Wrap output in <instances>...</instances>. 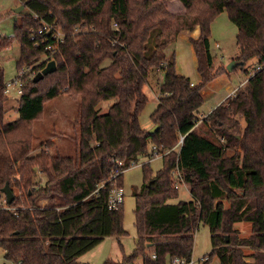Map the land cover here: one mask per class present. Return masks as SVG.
<instances>
[{"label":"trees","instance_id":"16d2710c","mask_svg":"<svg viewBox=\"0 0 264 264\" xmlns=\"http://www.w3.org/2000/svg\"><path fill=\"white\" fill-rule=\"evenodd\" d=\"M179 1L183 8L171 12L168 0H19L28 12L17 16L14 39L0 35V50L16 41L17 68L36 70L34 77L50 60L57 69L38 82L31 71L24 76L19 115L7 121L9 96L0 63V196L7 182L15 193L9 204L14 210L0 208V247L7 260L83 264L80 257L105 237L125 235L124 202L109 208L110 190L115 182L123 186L125 172L109 180L112 159L129 168L143 157L151 159L155 145L170 151L156 173L143 165L144 182L135 195L136 248L121 261L103 264H136L139 257L143 264H170L174 255L190 261L201 223L212 233L206 264L214 255L220 264H264V0ZM223 11L238 27L241 54L233 70L252 60L261 68L202 120L219 137L214 174L190 183L191 200L169 203L179 191L172 176L175 146L202 119L205 86L229 73L216 67L210 41L211 25ZM42 20L55 22L64 33L54 58L31 39ZM198 26L199 37L190 40L201 79L192 85L166 50ZM158 68L163 79L151 119L159 128L150 133L140 114L149 100L144 87ZM61 93L79 100L75 155L61 153L56 142L55 153L33 154L34 123L43 117L46 102ZM109 99L116 101L102 112L101 103ZM240 222L251 223L250 235H240L235 227Z\"/></svg>","mask_w":264,"mask_h":264},{"label":"rangeland","instance_id":"374dc122","mask_svg":"<svg viewBox=\"0 0 264 264\" xmlns=\"http://www.w3.org/2000/svg\"><path fill=\"white\" fill-rule=\"evenodd\" d=\"M168 8L171 12H177L183 8L182 3L179 0H168ZM21 5L19 0H0V35L11 36L14 32V17L18 16L22 12H28V9H23L20 13L16 12V9ZM238 33V27L230 19L227 11L220 13L211 25V51L216 56L215 65L217 68L225 67L231 64L233 61H237L240 56V49L236 42V36ZM21 52L20 45L13 41L12 45L0 50V63L4 68L6 82H10L19 76V70L17 68V61ZM168 56L174 54L176 61V69L180 73H183L190 78L193 84L198 83L200 74L197 69V57L195 49L190 40L189 36L184 33L180 34L176 41H174L166 50ZM108 62V61H107ZM259 63L252 60L248 62L245 68L239 66L237 69L223 73L219 75V82L217 85H206V88H214L213 93L210 96H204V102L199 108V113L208 114L211 106L219 104L221 101L230 97L233 91L241 86L250 76L254 73ZM217 77V78H218ZM163 79L161 70H151L148 83L144 87L149 100L140 114V121L144 128L151 129L153 121L151 114L157 107L158 96L160 95V82ZM214 79L213 81H215ZM211 81V82H213ZM210 82V83H211ZM222 83V85H218ZM208 86V87H207ZM212 90V89H210ZM232 91V92H231ZM231 92V94H230ZM9 101L6 106L9 109L7 115V121H11L18 117L19 112V98L20 95L17 93L15 88H12L8 94ZM222 99L219 103H217ZM115 99L104 100L101 103V111L107 112L110 106L115 102ZM79 100L73 99L67 93H61L57 97L49 100L45 104V112L41 119L34 123L35 137L34 145L35 150L33 154L40 153L44 150L55 153V142L59 145V150L65 155H75L76 152V141L77 129L75 120L78 113ZM206 116V115H205ZM204 119V115H201ZM242 126L245 125L242 119ZM199 127L192 134H203L209 142L215 147L218 146V135L211 132V128L201 121ZM215 134V135H214ZM186 138L184 143L179 144L176 147L178 157H183L184 152H187L189 148L190 140ZM53 144L51 147H47V144ZM198 144L192 146L193 150L200 149ZM229 154L232 151L228 152ZM218 158V156H217ZM182 164L184 161H188V158H184V161H180ZM149 164L150 168L156 173L164 166L163 156L154 157L152 159L143 157L133 165L125 170L123 178V187L125 191L124 208H125V219L124 226L126 234L117 237H107L106 241H102L93 249L85 253L86 257H90V264H97L99 262L104 263L106 260L105 255H111V258L121 261L125 254H132L136 248L137 242V227L135 224V192L133 187H142L144 182V164ZM177 169V168H176ZM38 177H41L39 168ZM185 173V172H184ZM186 174V173H185ZM193 174V173H192ZM191 176V175H189ZM200 176H198V179ZM177 196L170 198L169 203H178L181 200H191V193L187 184H182L178 189ZM235 227L239 230L240 235L248 236L252 232V225L249 222L236 223ZM213 249L212 233L211 229L207 224L201 223L195 235V246L192 256V264H206L205 257L210 254ZM246 253L250 254L251 250L246 249ZM5 251L0 247V264H13L10 260L5 258ZM84 255V254H83ZM80 257V260L85 259L84 256ZM136 264H143V260L139 257ZM207 264H220L219 257L214 255Z\"/></svg>","mask_w":264,"mask_h":264},{"label":"built area","instance_id":"2783aa9c","mask_svg":"<svg viewBox=\"0 0 264 264\" xmlns=\"http://www.w3.org/2000/svg\"><path fill=\"white\" fill-rule=\"evenodd\" d=\"M34 18L38 19L39 17H38V15H34ZM41 22H42V25L37 30H34L32 32L31 39L33 40L35 46L46 48L49 51V57L54 58V54L58 51L60 44L64 40V33L57 26V24L55 22H49L46 20H42ZM9 37L14 39L15 34L13 33ZM165 65L166 64L164 63V66ZM260 68H261V65H258L256 69L259 70ZM29 71H31L29 68H22L19 70V76L17 78H15L14 80H12L10 82H6L5 94L8 95L10 93V91L12 90V88H15L17 93L21 96L23 93L24 76H26L29 73ZM35 73H36V70L31 71L29 73L30 78H33ZM192 85H194V84L192 83ZM234 93H235V91H233L231 96L234 95ZM204 117H205V115H204ZM202 120H203V118L199 121V123ZM185 136L186 135L180 136V140L177 143V145L175 146V148L179 144L182 145L184 143ZM221 140H223V138H221ZM169 151H170L169 149H166L164 151H160V149L154 145L152 158L163 156L164 154L168 153ZM112 163L115 166V168L112 170V172L109 176V180L117 179L121 172H124L126 169H128L124 166L123 161L118 159V158H113ZM136 164H137V162H133V163H131V165L129 167L136 165ZM172 176L174 179L175 188L179 189L180 186L185 183V179H184L185 173L183 171L176 169L173 171ZM104 185H105V182L102 183L100 186H104ZM124 198H125L124 187L122 185L118 184L117 182H115V184L113 185V187L111 188L110 193H109V208L110 209L117 208L120 204H122L124 202ZM0 208H7V209L14 210V208L10 207L9 204L7 203L5 194H3V193L0 196ZM153 257H156V255L153 254ZM192 263H193L192 260L187 261L185 258H183L182 256H179V255L172 256L171 261H170V264H192ZM13 264H16V263L13 262Z\"/></svg>","mask_w":264,"mask_h":264},{"label":"crops","instance_id":"0c3cea01","mask_svg":"<svg viewBox=\"0 0 264 264\" xmlns=\"http://www.w3.org/2000/svg\"><path fill=\"white\" fill-rule=\"evenodd\" d=\"M16 17V16H15ZM14 17V20H15ZM185 34L186 36L189 37H194V38H198L201 30L200 27H196L193 31H184L182 32V34ZM180 75H184L183 73H180L179 71H177ZM201 78L198 79V81H200ZM219 77L216 78L215 81L209 83L208 85H217V83L219 82ZM218 85H222V83H219ZM208 87V86H207ZM160 88V87H159ZM212 89V90H210ZM213 89L214 88H206L203 90V95L205 97L210 96L211 93H213ZM232 92V91H231ZM230 92V94H231ZM160 96V95H159ZM159 96H158V100H159ZM228 98V97H227ZM226 98V99H227ZM226 99H224L223 101H221L222 99H220L217 103L221 104L222 102H224ZM218 104V105H219ZM217 104L215 105V107L218 106ZM213 106H211L209 113L215 108ZM208 113V114H209ZM200 115H207L206 113H200ZM200 124H197V126L195 127V129H193L191 132L187 133V138L188 136L192 135L189 140L191 143H189V148L187 149V152H184V155H182L184 158H188V161H184L183 157H178V164H177V169L180 171L185 172V184L190 185V183H192L195 179H198V176H200L199 179H203V178H207L210 177L214 174L215 172V168L217 165V156H218V146L215 147L211 142H209L207 140V138H205V136H203V134H192L193 131H196V129L199 127ZM198 144L200 147V149H196L195 151L193 150L192 146ZM179 159H181L180 161H184V163L180 164L179 163ZM193 173V174H192ZM191 175V176H189ZM124 178V176H123ZM141 190V187H133V191L135 192V195L137 193H139ZM192 199V197H191ZM108 237H113V236H108ZM105 237L103 239V241H106ZM85 255V254H84ZM83 255V256H84ZM86 257V255L84 256V258ZM106 260L108 259H113L111 258V255L106 254L105 257ZM90 257H86L85 259H82L81 262L83 264H90ZM105 260V261H106ZM115 260V259H113ZM104 261V262H105ZM118 261V260H117ZM13 263V261H11ZM102 262V261H101ZM97 263V264H103V263Z\"/></svg>","mask_w":264,"mask_h":264},{"label":"water","instance_id":"95a60500","mask_svg":"<svg viewBox=\"0 0 264 264\" xmlns=\"http://www.w3.org/2000/svg\"><path fill=\"white\" fill-rule=\"evenodd\" d=\"M25 9V5L21 4L18 9H16L17 13H20L21 10ZM17 19V16L15 17V20ZM239 62L238 61H233L231 64H229L227 66V69L229 71H232L234 69V67L237 66ZM243 63V62H240ZM57 69V62L56 60H50L46 66L37 73V75L34 77V81L38 82L39 80L43 79L47 74L52 73L54 71H56ZM159 128V124H155L151 129H149L150 133H154L157 129ZM151 181L148 183L150 184ZM2 193L5 194L6 197V201L8 204L12 203L13 200L15 199V193L14 191L11 189L9 183L7 182L6 185L3 187L2 189Z\"/></svg>","mask_w":264,"mask_h":264}]
</instances>
